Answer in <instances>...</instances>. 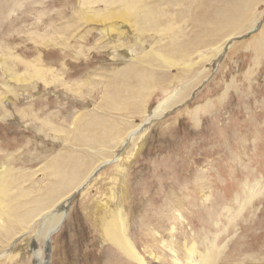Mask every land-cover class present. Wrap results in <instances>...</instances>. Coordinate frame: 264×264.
Masks as SVG:
<instances>
[{
	"label": "rangeland",
	"instance_id": "1",
	"mask_svg": "<svg viewBox=\"0 0 264 264\" xmlns=\"http://www.w3.org/2000/svg\"><path fill=\"white\" fill-rule=\"evenodd\" d=\"M107 1L0 0V176L13 184L15 195L23 191L22 201L40 200L56 153L70 151L85 160L101 156L98 148L75 147L84 134L70 138L74 147L61 140L60 131L78 130L82 117L116 118L121 128L125 114L131 124L109 159L94 164L83 183L61 198L57 226L50 211L30 230L20 227L10 243H0V255L8 248L16 251L14 257H1L0 264H125L103 242L98 223L102 205L109 203L111 211L125 201L129 237L149 264H176V258L187 264V249L194 245L200 253L209 246L220 249L218 264H264V54L254 53V41L264 33V0L245 31L232 36L213 28L206 42L193 25L195 18L200 22L205 1L170 4L163 13L154 0H141L176 23L191 54L186 64L155 69L173 78L174 87L194 82L181 102L150 121L148 115L170 90H154L140 113L108 112L99 100L105 101L115 82L113 69L133 65L125 58L136 54L131 33L125 34L130 29L114 30L116 20L109 17L118 4ZM252 29L247 38L232 42ZM165 35L150 32L142 40L160 51L172 41ZM115 39L122 44L118 51ZM142 133L144 145L134 154ZM129 134L132 140L122 144ZM193 260L198 264L197 257Z\"/></svg>",
	"mask_w": 264,
	"mask_h": 264
},
{
	"label": "bare ground",
	"instance_id": "2",
	"mask_svg": "<svg viewBox=\"0 0 264 264\" xmlns=\"http://www.w3.org/2000/svg\"><path fill=\"white\" fill-rule=\"evenodd\" d=\"M114 1L118 4L119 7L118 9L114 11V13L110 14L109 17L116 20L115 22L117 23V25H115L114 30L118 29L119 26L121 27L124 26L130 29V32L126 30L127 32H125V34L127 36V34L131 33V36H132L131 46L134 48V53L136 54L134 55L133 53H129L127 54L128 56L125 59L134 60L135 63L131 66L129 64H128L129 66L126 65L127 67L124 69L121 67H118L115 70L113 69L114 71L113 74L115 75L113 80H115V82L111 83V89L108 90L107 96L106 95L104 96L105 101H104V98L101 100L100 97H99V100L104 102L102 104V107L103 109L105 108L108 112L109 111H112V112L113 111H118V112L125 111L126 114H129L127 113V111L130 112V110H132L134 112L137 111L140 113L142 102L144 100H147L148 99L147 97H149V95L154 90L159 89V88L170 90V93L167 95V97L165 96L166 98L164 97L163 98L164 100L161 99L160 102L163 100L161 103L160 102L157 103V105L152 110L151 114L148 115L147 120L150 121L153 118L155 119L160 118L172 106L181 102L186 97L189 86L191 85V83L193 84L194 82L192 80L187 81V84L186 82L185 83L179 82V86L174 87L176 84V81L173 78L166 76L167 73L165 75L163 74L165 72L159 73L158 72L159 70L155 69V67L162 69L163 67L175 66L176 64H179V65L186 64L187 59H189V55H191L189 54L190 51H188L189 48L187 49L184 46V44L180 42L182 39L180 40L181 35L179 33V29L175 25H173L176 23L173 22L172 24L170 21L167 22L168 19L166 20L165 14L164 16H161L162 15L161 10H159L158 8H155V5L158 3L159 8L161 9L167 8V5H170V4H173V6H176V7H180L182 2L185 0H176L175 2L173 0H154L155 5L153 7H145L144 5L145 3L141 0H108L107 3L114 2ZM187 1L188 2L190 1V3H192L194 1L196 2L197 0H187ZM202 1H205V3H202L204 5L202 6L200 5V6L201 8L205 7V12L202 15H200L201 19L200 20L198 19L200 22L196 21L197 18H195V21H193L194 22L193 25H196V28L197 27L199 28L198 29L199 32H197L196 30L195 32L200 33L202 41L204 40L205 37L208 36V34L211 32V29L213 28L219 31L226 30L227 32L230 33L229 35H232V36L233 35L236 36V34L239 35L241 33L240 31L244 30L245 28H248L255 21V17L253 19L252 14H253L254 8H256L255 7L256 4L264 2V1L260 2V0H216V1L215 0H207V1L202 0ZM167 9L163 10V13L164 11L167 12ZM181 14H179V16ZM166 16H169V15L167 14ZM192 31L190 32L192 33ZM150 32L166 34L165 37H168L172 40L171 44L164 45L163 47H161L160 51H153L152 48L149 47V45L145 41L142 40L144 39L143 37L147 33H150ZM196 33H194V35H196L197 37ZM125 34L120 33V32L115 33V35H118V40L121 39L123 41L125 40L124 38ZM222 35L224 34H221V36ZM118 40L115 39L114 41V48H115L114 51H118L119 48L122 47V44ZM199 40L198 42H200ZM195 41L196 40L194 39V41L192 42H195ZM204 41L206 42V40ZM191 43H190V46H191ZM254 43H256V45L254 46V53L256 55H263L264 54V33L263 32H261L258 35V38L254 41ZM185 45L187 46L189 45V43ZM192 45L194 46V43ZM208 46L209 45H207V47ZM202 47H203V44H202ZM111 48L114 49L112 43H111ZM192 48H196V46ZM218 50L219 48H217L216 52ZM122 55H126V54L122 53ZM184 60H186L185 63H184ZM204 61H205V58H204ZM137 62L138 63L140 62L139 63L140 65H137ZM145 63H148V64L151 63V65L154 64L155 66L154 68L150 66H149L150 68L148 67L146 68V66L144 68ZM113 74L112 76H114ZM197 80L198 79H196L195 82ZM173 89H178V90L173 91ZM92 92H94V90ZM89 93L87 92V94ZM97 104L99 103L97 102ZM103 109L101 108V111ZM104 115H101V116L104 117ZM127 117L124 114V118L122 119H120L121 117L119 118L120 121H122V125H123V127L120 128L117 126L119 122L114 121L116 118H113L114 120L112 121V119L110 118L107 119L105 117L102 118L99 116L98 117L95 116V117L87 118L84 116L77 123V129L79 130V133H77L78 130L60 131L62 132V136L64 137V139H61V140L63 142H67L68 144H70L71 147H74L75 144H73V142H70V138L72 139V136L75 137V136L84 134L85 139H82L79 136L78 141L80 143L78 142V144H76L75 147L82 148V149L85 147L89 149L98 148L97 149L98 152H101L99 153V155H101L100 156L101 159L98 160V158L100 157L90 158L87 156L89 160L88 158H86L85 160L82 154L80 156H75L74 154L75 152L73 153L74 155H72L70 151L64 152V153H60V152L56 153L54 158H56L57 161L51 163L52 173L50 174V180H49L50 183L48 185V189L47 188L44 189L43 195L41 194L39 197L40 200L33 199L28 202L22 201L21 198L27 196V193L22 191L19 193L18 196L15 195V193L13 192V188H14L13 184H11L6 178L3 177V175H1L0 176V205H1L0 243L2 242L10 243V241L13 240V238H15V235L17 234V230L20 229V227L24 226V228H27L28 230H30V225L32 224L36 225L38 221L46 220L47 216L50 214V211H52L50 215L52 216V214L54 213L53 216H55V218L53 217L51 220L55 228L57 224L62 220V216H63V213L58 209L59 201L64 195L71 192L73 188H75L77 185H79L82 182L87 172H89L92 169L94 164H96L102 159L103 160L109 159V157L112 155L110 153V150L111 149L113 150L116 144L119 143L118 141H120V139L122 138L124 131L129 129L131 126L128 120H126ZM42 124L44 126H47L46 122H43ZM150 127L152 128V126ZM52 131H58V130L53 129ZM89 132L93 136H90ZM145 135L146 133H142L141 138H140V144L137 146V149L134 151V154L138 153L141 150V147L144 145L142 143V140L144 139ZM131 137H132L131 134L125 137V140L123 141L122 144H126L125 142L131 139ZM94 145L96 146L94 147ZM121 166L122 165H120V167ZM119 169H118L119 171H122V168H119ZM110 191L112 192L111 189ZM124 192H126L125 188H124ZM13 193L14 195H12ZM113 196L114 194L111 195L112 198ZM122 196L123 198H125L124 195ZM170 196H171V193L168 194L169 200L172 199L173 195L171 197ZM64 204L65 203H62L59 208L64 209L65 207ZM125 204H126V201L124 203H116V205H114L115 208H112L111 211L108 209L109 203L101 206L100 209L102 211L103 216L100 218V221H98V223H100V235L103 239V242L106 243V245H108L110 249L114 250L115 252H117V254L123 257L125 264H149L144 259V257L141 256L137 252L133 242L131 241L129 237L130 214L129 212L125 210L127 208ZM159 214H161V212ZM38 216H41V217L34 220L35 217H38ZM148 229L150 230V228ZM27 233L28 231L24 234H27ZM187 250H188L187 251L188 254L186 257V262H188L187 264H197L193 260L194 257L198 258L197 260L198 264H218V257H219V252H220V249L218 248L209 246L207 247L204 253H200L196 251L195 245H194ZM15 254H16V251L14 249L8 248L7 250L1 253L0 258L5 257L7 255H13L14 257ZM173 261L176 264L181 263L179 260H177V258L174 259ZM103 264H118V263H111L107 260Z\"/></svg>",
	"mask_w": 264,
	"mask_h": 264
},
{
	"label": "water",
	"instance_id": "3",
	"mask_svg": "<svg viewBox=\"0 0 264 264\" xmlns=\"http://www.w3.org/2000/svg\"><path fill=\"white\" fill-rule=\"evenodd\" d=\"M258 29L259 28V26H257V27H255V29ZM255 30L254 29H252L251 30V32H247V33H245L243 36H240V37H236V38H234V39H231L232 40V42H234V41H237V40H242V39H245V38H247L249 35H251V33H253Z\"/></svg>",
	"mask_w": 264,
	"mask_h": 264
}]
</instances>
